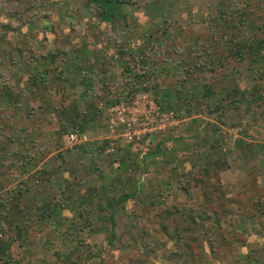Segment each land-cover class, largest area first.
Segmentation results:
<instances>
[{
    "label": "rangeland",
    "instance_id": "rangeland-1",
    "mask_svg": "<svg viewBox=\"0 0 264 264\" xmlns=\"http://www.w3.org/2000/svg\"><path fill=\"white\" fill-rule=\"evenodd\" d=\"M87 2L0 0V146L11 143L0 203L16 211L0 221L33 228L46 204L54 211L50 224L36 225L37 234L28 232L17 240L13 261L64 264L78 249L73 258L79 264H175L176 247L164 232L162 209L201 207L209 203L205 193L215 191L205 207L223 218L221 227L214 224V239L226 238L215 245L227 259L219 255L218 264H239L244 257H250L244 264H264V237L236 227L241 216L255 219L257 226L264 223V97L250 95L255 87L264 89V61L218 59L228 42L218 39L213 20L223 10L219 0H127L121 23L102 22L99 10ZM226 5L228 13H252L254 28L244 27L264 38V0H227ZM52 54L59 55L57 70L43 76L41 64ZM144 73L137 83L140 90L133 91L135 75ZM207 84L218 94L237 84L249 94L248 102L217 112L219 95L202 96ZM5 88L12 94L7 104L1 100ZM180 94L196 97L183 104ZM151 102L173 112V119L144 144L127 145L139 156L120 169L113 162L125 152L114 147L126 144L111 131L110 109L137 105L144 112ZM74 107L82 113L103 110L86 133L93 150L88 144L72 146V129L65 132L60 123V113ZM240 139L244 148L236 147ZM106 140L112 142L110 153L100 154L98 147ZM25 157H32L33 164L21 168ZM220 161L226 163L218 171L214 164ZM206 165L211 172L203 190L192 178L203 177ZM42 169L44 174L37 172ZM118 175L125 182L114 181ZM19 191L24 196L15 207L9 200ZM127 193L135 198L115 204L112 222L107 202Z\"/></svg>",
    "mask_w": 264,
    "mask_h": 264
},
{
    "label": "trees",
    "instance_id": "trees-1",
    "mask_svg": "<svg viewBox=\"0 0 264 264\" xmlns=\"http://www.w3.org/2000/svg\"><path fill=\"white\" fill-rule=\"evenodd\" d=\"M95 1L96 0H88L87 5H94L99 10V15H98L99 18L102 19L105 13V9L102 6L96 5ZM110 1H113V0H110ZM117 1L120 3V8L123 10V6L127 4V0H117ZM226 2L227 0H219V6L223 8V10L219 13L220 15L216 14L217 16L213 19L216 23L215 24V27H217L216 29L219 30L218 31L219 35L217 36L218 39L228 38L227 39L228 42L226 44L227 49H225L222 55H219L220 57L218 59H222L223 56L225 57L230 56L231 58H234L236 60L243 61V62L244 61L251 62L252 64L262 63L264 61V56H262V53L264 51V38L259 39L257 37V32H254V29L246 30V28L244 27V25L248 24L251 28H254L251 24L255 22L252 20L253 14L250 12L241 11V10L240 11L236 10L233 14L228 13L227 12L228 9L226 10V6H227ZM247 6H249V4H247ZM121 12L123 13V11ZM218 17H220L219 21H217ZM125 18H126V15H123L122 19L118 18L115 15L112 22L116 21V22L121 23ZM112 22L110 21V23ZM259 28L260 27H258V29ZM132 51L135 52L134 50ZM59 54L66 55L67 53L65 51H59ZM58 57H59L58 54H52L51 57L48 58V61L44 60V62L41 64L43 68V73H44L43 76L48 75L52 72H56L58 65L54 66V64H56ZM130 71H131L130 68L127 67V72L131 73ZM145 77H146L145 73L142 75L141 74L135 75L134 85L137 86V88H133V91L137 92L140 90L138 87L139 85L137 83H139V81L144 79ZM41 80L42 79H40V81ZM213 86H215V84H213ZM213 89L214 88L210 84L204 85L203 86L204 91L202 93V96L204 98L205 97L208 98V97H213L214 95L218 94ZM223 91L227 92L225 94V97H222ZM246 93L247 92L241 90L240 87L237 86V84L232 90H228V89L222 90L221 93L218 94L219 99H217L216 101V106H217L216 111L224 112L226 111L225 108L226 109L228 108L229 110L230 108L232 109V107L235 109L236 108L239 109L243 103L248 102L247 97L249 94H246ZM261 93H264V89L260 85L258 87H255L253 94H250V95H252V97H254L255 100H262V97H264V95L263 94L261 95ZM3 94L4 95H2L1 100L5 101L6 104L7 102L10 103V101H12L11 89L5 88ZM178 97H180L179 100L182 102V100L186 101L189 99H195L196 96L194 94H191V97H185V99H183L181 98V94H180L178 95ZM226 100L229 101L227 105H225ZM102 114H103V110L100 108L94 107V108H91L90 112L82 113L79 111L77 107H74L72 110L68 111L66 109V110H63L62 113H60V120H61L60 123L62 126H65V129H66L65 132H67V127L72 129L70 135L78 134V136L84 137L86 133L88 132V130L91 128V125L95 122L96 119H99L102 116ZM147 137L148 136H146L141 142H135V143H130V144L124 143L126 145L118 147V148H116L117 145L116 146L114 145L115 151L117 149L119 153L125 152V154L122 155V157L119 160H115V162L113 163H117L116 165H119L120 169L129 168L126 166L128 164L130 165V163L132 164L133 159L135 157H138L139 153L137 152L135 153V151L133 150L128 151L129 149H126V147H128L127 145H129V147L132 146V149H134V147L141 145V143L144 144L146 141L145 139H147ZM211 143H213V141ZM242 143L243 141L241 139L236 140L235 142L236 147L244 148L245 145ZM111 144H112L111 141H107V140L103 141V143L98 147V152L100 154L101 153L109 154L110 152L108 151L109 150L108 148L110 147ZM214 144L215 143H213L212 147H214ZM9 145H11V143L5 146L3 145L0 146V190H2L3 188L1 185L2 179L4 178V176L7 178V175L4 174L5 173L4 169L6 168L5 165L10 155ZM248 148L249 149L253 148V145H250ZM89 149L93 150V147L91 146L89 147ZM128 154H130L132 159H129V160L127 159ZM162 154H164V151H162ZM25 158L26 159L25 161L22 162L21 168L22 167L26 168L27 166L33 164L34 159H32V157L31 158L25 157ZM128 161H130V163ZM221 163L225 164L226 162L220 161L214 164L215 168H217L218 171L225 168L224 167L225 165L224 164L221 165ZM207 165L211 166V163L207 162ZM207 165L204 168H202L203 177L192 178V180L198 181L197 182L198 187L203 188V190H205L209 186L208 183L210 180L209 173L211 172V168L210 167L207 168ZM14 166H16V164L9 167V169L10 168L13 169ZM37 166H38L37 164L34 165V167H37ZM37 172L39 173L42 172V174L45 173L43 169L40 171L38 170ZM97 174H101V173L98 171ZM46 175L48 174L46 173ZM49 176H51V174H49L48 177ZM122 178L123 177L121 175H118V177L114 181H118L121 183L125 182ZM190 184L191 183L189 182L188 185ZM130 187H132V185H130ZM95 189L96 188L91 189L94 195H95L94 193ZM184 189L188 191L189 188L185 187ZM12 192L13 191H10L9 193H6V195H9ZM214 192L215 191H212V192L207 191L205 193L207 202L211 203V201L214 200L212 196V193ZM23 196H24V192L19 191L14 196V198H11L9 201L13 200V202H16V204H14V206L16 207L20 204ZM132 197L134 199L135 195H130L129 193H127L119 197L118 200H115V198L109 199L105 207L111 210L110 220L112 222H113L112 216L115 214V212L118 209V206L116 205H118L120 202L122 203V202L130 200ZM0 202H2V200ZM209 203H206V204H208V206L210 207ZM206 204L202 205L201 207H186V206H180V205H172V206H166L162 209L160 217L162 221H164V223L167 224L166 227H164V232L167 236L168 241L174 242L175 247H176V251L172 253V257H171L174 260L175 264H213L214 262H217L216 264H218L219 255H220V258H222L221 256H223L224 259H227V255L225 256V254L221 255V253L220 254L217 253L216 245H215V242L217 244L226 243V238L223 237L221 239H216V240L214 239V236L217 233L215 230L214 224L216 223L218 224V226L221 227L223 224L221 223L223 221L222 220L223 218L219 217L220 213H218L216 210L212 212L214 214L212 215L209 212V210L206 209L205 207ZM8 205H11V204L0 203V220L2 219L7 220L11 218L12 211L13 213H16L15 209H13L14 207L12 208V205L11 207H9ZM79 205L81 204L79 203L78 206ZM44 208H46L44 210V213H41L36 216L37 221L35 222L36 223L40 222V224H36V225L41 226V224H50L49 222H51L50 218L54 212L53 208L47 204L45 207H43V209ZM222 214H226V213L224 212ZM254 220L251 217L241 216L240 220H236V223H237L236 227L238 228L241 227L242 229H244L245 232H248L249 235L256 236V238L260 239L261 237H264V223L258 224L257 226V224L253 222ZM4 223L5 221L3 222L0 221V264H16L13 261V254L11 250L15 246V243L17 242V240L21 239L25 233H28V232L32 233V231H36V234H37L40 230H39V227L37 228L34 227L36 226L35 224H33V228H30V225L26 226L25 224L22 225L16 222L14 224L9 222L10 224L9 226H6ZM227 224L231 225L230 227H233V222L231 220L230 222H227ZM74 226L76 227L77 224L75 223L73 227ZM253 228L256 231H252ZM234 230L236 231V228H234ZM194 234L197 237L193 238ZM226 245L228 244H225L224 246ZM196 247H199L200 250L195 251ZM77 252H78V249L73 251L72 254L70 253L68 257H65L64 264H79L77 257H75V259L73 258L74 254H77ZM249 259L250 257H244L239 264H244ZM231 264H233L232 261H231Z\"/></svg>",
    "mask_w": 264,
    "mask_h": 264
},
{
    "label": "built area",
    "instance_id": "built-area-1",
    "mask_svg": "<svg viewBox=\"0 0 264 264\" xmlns=\"http://www.w3.org/2000/svg\"><path fill=\"white\" fill-rule=\"evenodd\" d=\"M124 103V102H123ZM151 102L148 111L142 112L137 105L127 106L120 104L110 109V125L112 133H117V138H123L124 143L141 142L146 136L158 134L171 123L173 112L165 113L161 108ZM171 116V117H170ZM69 141L72 146L90 145L87 135L71 134ZM91 146V145H90Z\"/></svg>",
    "mask_w": 264,
    "mask_h": 264
},
{
    "label": "water",
    "instance_id": "water-1",
    "mask_svg": "<svg viewBox=\"0 0 264 264\" xmlns=\"http://www.w3.org/2000/svg\"><path fill=\"white\" fill-rule=\"evenodd\" d=\"M95 4L102 6L105 9V13L102 17V22L108 23L113 20L116 15L118 18H122V12L120 8V3L117 0H96Z\"/></svg>",
    "mask_w": 264,
    "mask_h": 264
}]
</instances>
